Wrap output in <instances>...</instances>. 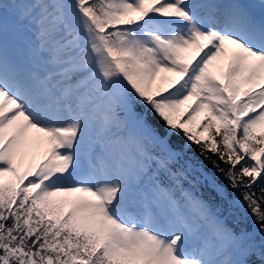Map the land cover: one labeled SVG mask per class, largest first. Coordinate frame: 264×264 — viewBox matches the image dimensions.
I'll return each mask as SVG.
<instances>
[{"label": "snow or ice", "instance_id": "obj_1", "mask_svg": "<svg viewBox=\"0 0 264 264\" xmlns=\"http://www.w3.org/2000/svg\"><path fill=\"white\" fill-rule=\"evenodd\" d=\"M0 264H264V0H0Z\"/></svg>", "mask_w": 264, "mask_h": 264}, {"label": "trees", "instance_id": "obj_2", "mask_svg": "<svg viewBox=\"0 0 264 264\" xmlns=\"http://www.w3.org/2000/svg\"><path fill=\"white\" fill-rule=\"evenodd\" d=\"M170 76H171V75H170ZM151 119H152L153 121L156 120L155 117H151ZM190 154H192V155H196V156H197V159L203 162V158H202V157H199V156L197 155L195 146H193V147L190 149ZM205 163H206V162H205ZM208 168L210 169V168H211V165H208ZM222 183H224L225 186H226V184H227L226 181H222ZM230 191H231V190H230ZM200 193L202 194L203 198L208 199V200H211L212 197L214 196V193L209 192V190H207V189H200ZM235 195L239 196V193H235ZM229 223H230L231 226L248 227V228H251V227H252V224H251V218H249L247 222L240 223L239 225H236V224H235L233 221H231V220L229 221Z\"/></svg>", "mask_w": 264, "mask_h": 264}, {"label": "rangeland", "instance_id": "obj_3", "mask_svg": "<svg viewBox=\"0 0 264 264\" xmlns=\"http://www.w3.org/2000/svg\"><path fill=\"white\" fill-rule=\"evenodd\" d=\"M169 76H174L175 74L169 73ZM42 154V149L39 150V154L36 156V159H39V155Z\"/></svg>", "mask_w": 264, "mask_h": 264}]
</instances>
